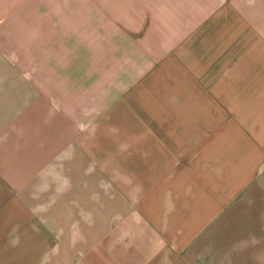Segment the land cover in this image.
<instances>
[{
    "label": "crops",
    "instance_id": "obj_1",
    "mask_svg": "<svg viewBox=\"0 0 264 264\" xmlns=\"http://www.w3.org/2000/svg\"><path fill=\"white\" fill-rule=\"evenodd\" d=\"M125 1L93 113L0 15V264H264V0Z\"/></svg>",
    "mask_w": 264,
    "mask_h": 264
},
{
    "label": "rangeland",
    "instance_id": "obj_2",
    "mask_svg": "<svg viewBox=\"0 0 264 264\" xmlns=\"http://www.w3.org/2000/svg\"><path fill=\"white\" fill-rule=\"evenodd\" d=\"M133 7L137 3L125 0H0V15H7L4 24L22 29L21 43H38L35 68L45 86L54 88L57 102L62 104L65 90L72 96L86 90L83 98L93 113L111 91L112 74L121 72L116 67L112 73L110 43L125 42L121 27ZM98 52L103 65L95 64Z\"/></svg>",
    "mask_w": 264,
    "mask_h": 264
}]
</instances>
